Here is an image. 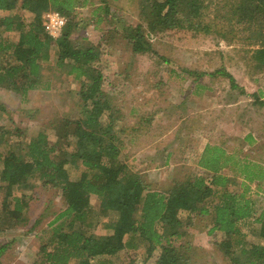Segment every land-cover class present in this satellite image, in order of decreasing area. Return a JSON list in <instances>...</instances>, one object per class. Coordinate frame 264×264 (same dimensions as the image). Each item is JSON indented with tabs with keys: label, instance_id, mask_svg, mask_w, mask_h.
I'll list each match as a JSON object with an SVG mask.
<instances>
[{
	"label": "trees",
	"instance_id": "trees-1",
	"mask_svg": "<svg viewBox=\"0 0 264 264\" xmlns=\"http://www.w3.org/2000/svg\"><path fill=\"white\" fill-rule=\"evenodd\" d=\"M206 1L139 0L141 24L122 26V32L113 30L124 37L133 55L153 54L148 37L170 31L215 35L227 43L243 39L249 46L255 42V47L244 52L249 54L246 62L263 69L264 0H236L229 13H216L213 18L208 15ZM84 3L85 0H0V89L22 98L31 90L50 89L49 81L44 85L41 82L40 71L53 45L41 25L42 16L51 11L65 20L60 36L54 40L53 65L78 82L75 94L80 106L77 118L53 119L47 123V131L40 130L27 140L28 135L18 128H0V146L7 148L0 153V190H4L0 231L24 224L22 212L27 203L12 193L14 189H24L26 181L38 176L43 185L60 189L64 203V209L47 225L49 232L38 252L40 264H113L114 260L133 264L134 253L140 247L145 250V261L158 252L153 264H204L206 259L197 256L188 232L196 218L211 222L208 233L222 234L219 248L228 264H264V204L257 207L249 195L250 184L259 187L264 183V164L226 160L224 150L208 146L195 163L208 173L206 177L192 170L173 176L168 187L153 190L143 173L133 172L123 163L128 157L122 155L125 145L119 135L125 130L117 128L123 116L103 90L101 69L95 65L102 49L100 45L87 44L85 39H72L76 30L73 10ZM104 10L108 14V8ZM23 12L32 16L26 25ZM13 32L17 33L16 40L3 35ZM202 75L205 74L194 79ZM209 75L226 78L232 90L244 93L224 68ZM252 96L254 103L264 108V100L258 94ZM150 119L139 117L138 123L126 132L127 139L132 135L138 139L147 132ZM48 133L55 136L54 142H50ZM13 136H17L16 141L11 140ZM67 166L84 171L71 178ZM233 167L235 176L224 174L225 168ZM90 196L99 200V215L108 218L97 235L89 232L98 226V221L91 220ZM241 222L258 225L251 231L256 242L242 239ZM6 248L0 246V257ZM125 251L123 257L119 256Z\"/></svg>",
	"mask_w": 264,
	"mask_h": 264
},
{
	"label": "rangeland",
	"instance_id": "rangeland-1",
	"mask_svg": "<svg viewBox=\"0 0 264 264\" xmlns=\"http://www.w3.org/2000/svg\"><path fill=\"white\" fill-rule=\"evenodd\" d=\"M206 2L209 6L208 15L213 18L216 13L219 16L229 13L230 5L236 0ZM139 4V0H85L84 5H77L72 13L76 24L72 39L82 38L87 44L100 45L102 49V55L95 65L101 69L103 90L113 98L114 105L123 116L117 128L127 132L138 123L139 117L151 118L147 133L152 131V135L144 133L140 139L142 145H135L129 150V146L125 147L122 155L128 158L122 160L123 163L131 171L143 173L153 190L166 188L173 176L180 177L194 170L195 153L203 148L205 139L208 143L220 141L223 145H227L228 139L236 156L245 158L241 163L251 160L264 164V108L256 105L252 96L258 94L260 100H264V68L258 70L248 65L246 60L249 54L244 53L257 43L251 42L249 46L248 41L243 39L227 43L215 35L170 31L148 37L156 56L154 53L133 55L124 37L113 29L122 32V26L141 24ZM105 7L108 8V14L105 13ZM21 17L25 25L32 18L26 12ZM112 17L113 20L109 21ZM41 25L45 31L43 19ZM3 35L11 40L17 37L16 32ZM51 39L50 58L47 62H41L40 71L41 82L44 85V82L49 81L50 89L31 90L24 98L0 89V128H18L28 135L26 140L40 130H46L49 121L56 118L75 119L79 113V100L75 94L79 84L72 76L54 68L56 39ZM221 67L244 90L242 95L238 89L229 87L226 78L209 75ZM185 71L193 72L194 75L186 74ZM198 74L205 75L194 79ZM53 83L55 87H52ZM246 131L254 133V144L243 140ZM157 133L160 136L155 139L154 134ZM48 134L50 142H54L55 136ZM219 136L226 138L221 140ZM14 137L11 140L16 141L17 136ZM119 137L127 142L125 133ZM6 149V146H0V153ZM167 152H172L175 160H169L165 165L163 157ZM67 170L71 178L78 177L84 171L81 167L72 169L68 166ZM228 175H236L234 167ZM240 180L237 178L238 182ZM25 183L24 189H14L12 193L27 203L22 212L24 224L21 228L3 227L4 230L0 231V246H7L0 257V264H40L38 252L47 238V225L64 209L60 189L43 185V180L38 176ZM249 187V195L256 206H262L264 183L259 187L250 184ZM3 197L4 190H0V202ZM89 205L91 220L98 221L97 228L89 232L97 235L108 218L99 215V200L95 196H90ZM251 219L246 222L249 223ZM194 222L204 226L202 230L194 226L188 230L192 232L191 243L196 245L197 256L206 259L204 264H228L225 258L212 250V242L220 237L217 234L205 235L208 221L195 219ZM240 226L244 235L242 239L246 243L256 242L251 231L258 229V225L241 222ZM196 230L200 234L194 236L193 231ZM200 244L208 247L207 258L204 251H199ZM144 252L141 247L135 251L133 264L154 263L158 252L155 251L148 261H145ZM124 253L126 251L119 256L123 257ZM127 253L133 255L130 251ZM119 263L120 260L113 261V264ZM197 264L202 263L199 261Z\"/></svg>",
	"mask_w": 264,
	"mask_h": 264
},
{
	"label": "crops",
	"instance_id": "crops-1",
	"mask_svg": "<svg viewBox=\"0 0 264 264\" xmlns=\"http://www.w3.org/2000/svg\"><path fill=\"white\" fill-rule=\"evenodd\" d=\"M6 91V90H5ZM234 131H230V133H233ZM144 133H147V132H143V133H141L142 135H140V137L138 138V139H135L136 138V135H132L131 137H128V139H127V137H126V140L125 141H127V142H124V145H125V147H127V146H129L128 147V150H129V148H135V145H140V139L142 138V136H144ZM152 131L151 132H149V133H147V134H149V135H152ZM228 133V132H227ZM155 135V139H157V137H159L160 136V134H158L157 133V135L156 134H154ZM125 136H126V130H125ZM224 138H226V137H224ZM223 137H220L219 136V139H224ZM155 139H154V141H155ZM229 139H230V137H229ZM243 140H245V142L246 143H248V144H254V142H255V140H256V138L254 137V133L253 132H251V133H249L248 131H246V134H245V136L243 137ZM229 141H228V139H227V145H223V143H221L220 141L219 142H217V143H213V144H211V143H208L207 142V140L205 139L204 140V144H203V148L202 149H198L197 151H196V153H195V159L194 160H199L200 159V156H201V154L203 153V151H204V149L206 148V147H216V148H219V149H222V150H224V153H225V155L227 156L226 157V160H245V158H239V157H237L236 156V152L229 146ZM163 160H175V158L172 156V152H167L166 154H165V156L163 157ZM247 160V159H246ZM250 162H254V161H251L250 160ZM169 163V162H168ZM196 169H197V172H199V173H201L204 177H206L207 176V172H205V171H203L201 168H198L197 166H195V168H194V170L196 171ZM224 174H226V175H228V172H231V168H225L224 170ZM227 172V173H226ZM228 176H232V175H228ZM196 219H198V220H206V221H208V226H206L207 227V231H205L206 232V234L205 235H210V236H212V235H218V237H220L218 240H215L214 242H212V250L215 252V253H218V254H220L221 255V257H223V258H225V256H224V254H223V252L220 250V248H219V243L221 242V240H222V234L220 233V232H217V231H213V232H211V233H208V231H209V229L212 227V225H211V222H209V220L206 218V219H200V218H196ZM193 226L195 227V228H198V229H200V230H202V229H204V226H202V224L201 225H196L195 224V222L193 221ZM191 229V228H190ZM188 232H190V231H188ZM197 232V233H196ZM191 233V235H192V232H190ZM197 234H200V231L199 230H196V231H193V235L194 236H196ZM198 237V236H197ZM191 240H192V238H191ZM194 247L196 246V245H194L193 243H191ZM201 245V244H200ZM201 250H199V251H204V255H205V257L207 258V256H208V254H207V249H208V247L206 248L205 247V245H201V248H200ZM211 249V248H210ZM236 250V249H235Z\"/></svg>",
	"mask_w": 264,
	"mask_h": 264
},
{
	"label": "built area",
	"instance_id": "built-area-1",
	"mask_svg": "<svg viewBox=\"0 0 264 264\" xmlns=\"http://www.w3.org/2000/svg\"><path fill=\"white\" fill-rule=\"evenodd\" d=\"M46 33L53 39H57L64 26L65 20L55 12L48 11L43 15Z\"/></svg>",
	"mask_w": 264,
	"mask_h": 264
}]
</instances>
